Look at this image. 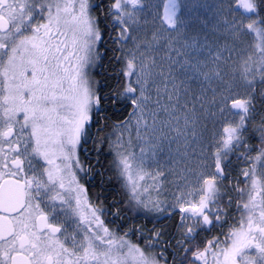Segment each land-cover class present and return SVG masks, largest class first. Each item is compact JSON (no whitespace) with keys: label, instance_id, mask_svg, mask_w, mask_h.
I'll return each mask as SVG.
<instances>
[{"label":"snow or ice","instance_id":"snow-or-ice-1","mask_svg":"<svg viewBox=\"0 0 264 264\" xmlns=\"http://www.w3.org/2000/svg\"><path fill=\"white\" fill-rule=\"evenodd\" d=\"M154 7L111 0L102 29L91 0H0V264H264V116L254 119L257 96L264 105V0H221L217 35L203 43L181 40L180 0H165L159 28L148 31L141 16ZM106 39L123 65L107 98L89 72ZM102 102L129 109L114 139L96 141L113 156L127 207L176 213L174 244L160 230L134 242L138 229L110 228L111 213L89 201L82 180L91 167L80 153L89 155ZM209 115L219 121L210 152L201 149L184 189L162 199L157 169L203 139ZM233 159L243 178L235 184ZM214 228L227 230L200 241Z\"/></svg>","mask_w":264,"mask_h":264},{"label":"rangeland","instance_id":"rangeland-1","mask_svg":"<svg viewBox=\"0 0 264 264\" xmlns=\"http://www.w3.org/2000/svg\"><path fill=\"white\" fill-rule=\"evenodd\" d=\"M149 4L155 5L150 11L145 12L141 16V23L147 19L149 23L144 25L148 31L155 30L160 26V16L163 11V4L165 0H148ZM221 0H180L181 3V16L187 21V25L184 30V35L181 37V40H187L189 43L192 42L193 37H197L199 43H203L205 36H208L209 40L212 39L216 33L212 32L213 25L217 22L216 16V5L220 3ZM225 2H230V0H225ZM195 3L199 5L196 8L188 9L185 5ZM221 40L223 38L221 37ZM179 47L180 45L177 44ZM163 55V53H161ZM175 55V53H173ZM182 59V58H181ZM159 60V57H158ZM96 65V64H95ZM94 65V66H95ZM179 75V73H177ZM192 83V93L189 94V99L194 98L195 94H198L199 88L196 82ZM217 87V85H213ZM208 97H211V91L207 93ZM199 110V104L196 105ZM210 107V106H208ZM206 127H202L200 132L203 134V139L191 140L185 149L183 146L180 147V152H187L186 156H180L176 161H167L161 169H157L163 172V175L159 178L163 183L161 185V198H167L171 202V198L178 191L183 190L186 185V179L191 178V173L189 169L195 168V159L200 154L201 149H204L206 152H210V139L214 132L219 129V121L216 118L209 116H201ZM134 143H135V138ZM138 151V149H137ZM81 158V154H80ZM159 158V157H158ZM152 168H149V171H152ZM155 216H161L163 214H154Z\"/></svg>","mask_w":264,"mask_h":264},{"label":"flooded vegetation","instance_id":"flooded-vegetation-1","mask_svg":"<svg viewBox=\"0 0 264 264\" xmlns=\"http://www.w3.org/2000/svg\"><path fill=\"white\" fill-rule=\"evenodd\" d=\"M91 3L94 4H98L100 5V9L98 11L95 12V15L99 16L101 19V27L102 29L105 27L106 24L110 23V21H108L105 17V11H106V6L109 4V0H99L94 2V0H91ZM108 31H111V29H108ZM110 42L111 40H105L100 48L101 51V59L99 60V62L96 64V66H92L89 69L90 72V76L92 79H96V80H101L103 83V86L105 85V81L109 78L110 76V72H109V66L111 61L117 57L116 54H114L113 56L110 57ZM113 42V41H112ZM115 43V42H113ZM102 97L107 98L108 94L103 93L100 94ZM104 103L106 102H102V108L104 106ZM105 118L106 116L102 113L99 116L97 115L96 111L94 110L93 112V119L94 121H96L97 119L100 121L98 126L96 128H94L91 132V139L90 142L85 146L87 148L88 154L87 156H85V154L83 152H81V160L82 161H86V163L88 165H90L91 167V175L88 181H83L82 183L85 184V187L88 189L87 191V196L90 202H92L93 204H98V203H102L103 204V208L105 210L106 213H111L110 215H106L103 217V219L105 220L106 224H108V226L114 230L117 231H127L128 229H138L139 231L135 234L132 235L130 233V236L132 235L135 239H141V235L140 232H143V228H147L146 224L143 222L142 218H138L134 221L129 220L128 222H125V217L124 216H118L119 214V210L118 208H121L122 205V198L121 196L118 194V191L116 192L117 194V199H112V201H110V203L108 204L107 201H104V198L102 197V195L100 193H105L106 190H111V189H107L104 186V176H103V172L102 170L98 167L99 165V160L93 155L94 152V147H95V139L97 137V133H99L100 130H103L105 127ZM239 162L235 161L233 159L232 161V171H231V176H232V181L233 184H235L237 181L242 180L243 178L239 176V172L237 171V167H238ZM232 185H230L231 187ZM241 187H243V184H240ZM114 189V188H113ZM231 195L233 196V198H235L236 193H231ZM232 209H229V211L234 215L235 214V210L231 211ZM110 221H114L113 223H109ZM231 221H229L230 223ZM171 221L165 222L163 224H159L156 227H152L150 229V231H154L156 230H160L161 234L162 231L166 228L169 227ZM127 226V227H125ZM227 229H221V228H214L211 233H204L200 236V241H203L205 238L207 239H211L212 236H219L221 234V231H226ZM177 233V230H176ZM174 237H171L169 240L164 241L165 242H171L172 244H174ZM138 241V240H137ZM172 251V248L169 247L167 249V251L165 252L166 255H168L170 252ZM158 254V253H157Z\"/></svg>","mask_w":264,"mask_h":264},{"label":"trees","instance_id":"trees-1","mask_svg":"<svg viewBox=\"0 0 264 264\" xmlns=\"http://www.w3.org/2000/svg\"><path fill=\"white\" fill-rule=\"evenodd\" d=\"M94 1H99V0H94ZM111 0H109V3ZM112 31V29H111ZM110 57L113 56L114 54L117 55V57L120 55L119 52V45L116 43H113L112 41L110 42ZM122 61L118 60L117 58H114L109 66V72L110 76L109 78L105 81V85L103 86L102 81L99 79L98 80V85H99V94L106 93L108 94V97L114 96L116 91L119 90L120 84H121V77L119 75L120 69L122 68ZM257 92H259V87H257ZM254 103L256 104L257 108V113L254 117L255 121L257 124H259L262 116H264V105H261L260 103V98L257 96L256 99L254 100ZM103 114L106 116L105 118V127L103 130L99 131V136L95 139V147L94 148H99V151L93 152V155L99 160V165L98 167L102 170L103 176H104V186L107 189L111 190H106L105 193H100L102 197L104 198V201H107L109 204L112 199H117V194L116 192L118 191V194L122 198V209L118 208L119 214L118 216H125V221H128V219H133L139 214H137L136 211L134 210H129L127 207V200H126V194L125 190L123 189L122 186H120L119 182L116 180L114 173L112 171L111 165H112V160L113 156L112 154L108 151V148L106 144L104 146H100L96 144V141L100 138H105L107 137L109 140L115 138V133H116V128L115 125L118 124V122L124 120L127 118V114L129 109L126 107H121L120 103H115V104H110V103H104L103 106ZM254 145H257V141L255 140H250ZM114 188V189H113ZM117 190V191H115ZM232 209L231 211H233ZM142 218L145 219L146 226L147 228H143V233L145 235H150L152 232L149 231L150 227H152L155 224H163L165 222L171 221L170 225L168 228L164 229L162 232V239L165 241L169 240L171 237L175 236V232L177 230V225L179 222V216L175 215L172 218H167L165 220H157L152 217L150 213L142 212ZM178 236V235H177ZM176 236V237H177ZM143 236H141V239H135L132 236V240L134 242L140 243L141 240H143ZM138 240V241H137ZM175 240V239H174ZM174 242V241H173ZM143 246V245H141Z\"/></svg>","mask_w":264,"mask_h":264}]
</instances>
